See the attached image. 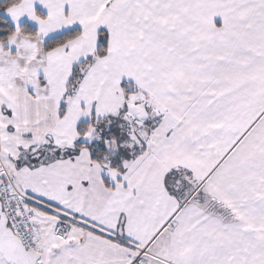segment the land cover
Wrapping results in <instances>:
<instances>
[{
	"label": "snow or ice",
	"instance_id": "1",
	"mask_svg": "<svg viewBox=\"0 0 264 264\" xmlns=\"http://www.w3.org/2000/svg\"><path fill=\"white\" fill-rule=\"evenodd\" d=\"M0 264H264V0H0Z\"/></svg>",
	"mask_w": 264,
	"mask_h": 264
}]
</instances>
